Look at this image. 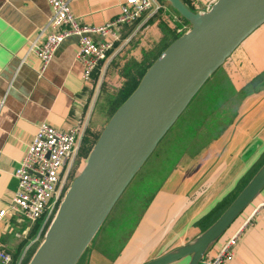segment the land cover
<instances>
[{
  "label": "crops",
  "instance_id": "1",
  "mask_svg": "<svg viewBox=\"0 0 264 264\" xmlns=\"http://www.w3.org/2000/svg\"><path fill=\"white\" fill-rule=\"evenodd\" d=\"M124 1L70 0V4L81 24L99 27L120 15ZM159 1L166 10L149 11L137 24L127 27L123 32L127 41L117 44L108 62L102 63L95 84L89 85L83 79L84 66L76 59L78 38L62 44L44 73L40 72L41 61L30 52L33 42L44 40L48 32L52 16L48 0H0V212L10 207L17 191L14 172L40 125L58 131L78 127L80 148L89 133L101 130L99 139L114 116L109 117L112 104L126 84H140L177 33L182 32L176 27L183 24L176 11L165 0ZM182 1L192 12L204 13L218 0ZM216 73L222 81L212 87H221L223 92L222 120L211 121L215 108L207 118L204 145L182 148L183 154L174 164L169 163L168 148L150 168L144 190L154 186L152 197L113 264H146L192 243L219 218L207 229L203 219L238 196L263 166L264 24ZM262 203L264 190L209 249L203 261L213 258L256 212L253 224L239 238L234 257L226 264H264ZM45 222H31L12 212L0 221V253L11 255L10 264L30 263L27 259ZM190 259L173 264H189Z\"/></svg>",
  "mask_w": 264,
  "mask_h": 264
},
{
  "label": "water",
  "instance_id": "2",
  "mask_svg": "<svg viewBox=\"0 0 264 264\" xmlns=\"http://www.w3.org/2000/svg\"><path fill=\"white\" fill-rule=\"evenodd\" d=\"M191 29L151 66L116 111L68 189L29 264H78L131 182L208 80L264 24V0H218L194 13L165 0ZM264 190V164L235 200L192 243L146 264L191 258L200 264Z\"/></svg>",
  "mask_w": 264,
  "mask_h": 264
},
{
  "label": "built area",
  "instance_id": "3",
  "mask_svg": "<svg viewBox=\"0 0 264 264\" xmlns=\"http://www.w3.org/2000/svg\"><path fill=\"white\" fill-rule=\"evenodd\" d=\"M52 16L44 40L31 45L41 61L40 72L44 73L62 44L69 38H78L77 61L84 66L83 79L86 84H95L94 75L102 63L108 62L117 44L125 43L123 32L137 24L141 18L164 7L159 0H125L120 15L99 27L81 24L72 12L70 0H48ZM45 33V32H44ZM99 38V39H98ZM78 127L58 131L42 124L30 144L25 158L14 172L17 191L8 210L0 212V221L8 212L20 213L27 220L37 222L48 220L65 195L69 178L80 148ZM260 206L264 207V203ZM256 212L247 219L244 226L226 242L211 259L202 264H226L235 255V249L244 230L253 224ZM12 257L0 253V263L10 264Z\"/></svg>",
  "mask_w": 264,
  "mask_h": 264
},
{
  "label": "rangeland",
  "instance_id": "4",
  "mask_svg": "<svg viewBox=\"0 0 264 264\" xmlns=\"http://www.w3.org/2000/svg\"><path fill=\"white\" fill-rule=\"evenodd\" d=\"M189 29H191V26L186 25L182 29V32L184 31L187 32ZM223 98H224L223 92L218 94V96H215V92L214 93L212 92V101H213L212 106L216 108L215 109L216 114L214 113L215 116L211 118L212 122H218L220 119L222 120L223 110L221 104L223 103L222 102ZM201 119L202 120L199 122L200 128H194V130L205 129L203 125H206L207 123H204L205 122L204 114H202ZM208 120L210 121V119ZM174 130L178 131V126L177 129H173V131L169 132L160 143L161 144L160 147L163 148L164 150L171 148L169 149L170 151L168 154L170 164H174V162L181 157V153L183 154L182 148H186L187 146V143H185V141L189 142L192 137L190 133L194 132L193 130L185 131L184 133L186 134L180 135V138H178L175 137ZM172 141H174V144H171ZM89 155L88 156L85 155L81 156L80 154L77 155L69 178V184L67 186L65 195L68 189L70 188V186L72 185L73 181L83 170ZM154 160H152L146 166V168L137 178L136 182L133 183L130 191L126 195H124V197L121 199V201L118 204H116L117 206L114 207V209L112 210V212L110 213L104 224L102 225L101 229L95 236L94 240L92 241V243L90 244V246L88 247L87 251L85 252V254L83 255V257L81 258L78 264H113L114 263L115 257L120 254L122 248L126 244V241L132 236V233L134 232L141 215L143 214L146 206L148 205L152 197L154 186L151 190L147 191L144 190L146 185L144 183H145L146 174L150 172L149 171L150 168L153 165H155L157 162L156 160L155 161ZM144 191H147V193L145 194ZM64 197L62 198V201ZM61 202L56 207L53 215L48 220H46L42 232L40 233L38 241L34 247L39 248V246L44 241L45 235L58 212Z\"/></svg>",
  "mask_w": 264,
  "mask_h": 264
},
{
  "label": "trees",
  "instance_id": "5",
  "mask_svg": "<svg viewBox=\"0 0 264 264\" xmlns=\"http://www.w3.org/2000/svg\"><path fill=\"white\" fill-rule=\"evenodd\" d=\"M164 10H166V8H163L161 11L163 12ZM178 16H179V14H178ZM180 20L183 22V24H181V25L176 24V27L178 29H183L184 26L189 25V22L187 20H185L184 18L180 17ZM185 32L186 31L177 33V35L173 38V40L171 42H173L174 40H177ZM100 68H101V66H100ZM99 69L96 71V73L94 75V81H96V79L99 75ZM221 81L222 80L219 79V74L216 73L215 75H213V77H211L208 80V82L205 84V86L200 90V92L192 100V102L188 106L187 110L182 114V116L180 117L178 122L175 124V126L169 131V132H171V131H173V129H177V126H178V131L174 130L175 131V133H174L175 137H178V136H180L181 133L183 134L185 131H192L193 130L194 134H192L190 141L189 142L185 141V143H187L188 148L201 147L207 141V138H208V134H207L208 128L206 127L207 125H203L204 127L207 128V129L205 128L203 130L202 129H195L194 130V128H200L199 122L202 120L201 119L202 114H204V116H205V122L204 123H206L209 113L213 112V110L215 109L212 106V102H213L212 101V92L213 93L215 92V96H218V94H220L222 92V89L220 87L218 89L213 90L212 86L215 84L221 83ZM138 86H139V81H137L133 84L130 82L128 84H126V86L124 87V90L121 92V94L113 102L112 107H111L110 112H109V117L114 115V113L133 94V92L137 89ZM100 133H101V130H99L95 134L89 133V136L83 140V143H82V146H81L80 152H79V154L81 156L82 155L88 156L90 154L94 144L98 140ZM160 143H159L157 149L155 150V152L153 153V155L151 156V158L149 159V161L147 162V164H149L154 159L158 162L159 159L161 158V156L163 155L164 149L160 147V145H161ZM171 144H174V141H172ZM145 168H146V166L142 169V171ZM140 174H138L134 178V180L131 182V184L129 185V187L127 188V190L125 191V193L121 197V199L124 197V195H126L130 191L133 183L136 182V180ZM236 196L237 195H235L232 199H230L226 203L222 204L218 209L213 210L208 216H206L203 219L202 224H204L205 229H207L210 224H212L214 221H216L219 218L220 213L223 212L232 203V201L236 198ZM121 199L119 200V202L121 201ZM37 248L38 247H34L31 250L30 257L27 259V261L31 260L32 256L35 254Z\"/></svg>",
  "mask_w": 264,
  "mask_h": 264
},
{
  "label": "bare ground",
  "instance_id": "6",
  "mask_svg": "<svg viewBox=\"0 0 264 264\" xmlns=\"http://www.w3.org/2000/svg\"><path fill=\"white\" fill-rule=\"evenodd\" d=\"M184 261V260H183ZM187 261H188V259H187ZM180 263V262H179ZM183 263H185V262H183ZM187 263V262H186ZM181 264V263H180Z\"/></svg>",
  "mask_w": 264,
  "mask_h": 264
}]
</instances>
